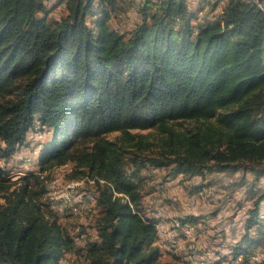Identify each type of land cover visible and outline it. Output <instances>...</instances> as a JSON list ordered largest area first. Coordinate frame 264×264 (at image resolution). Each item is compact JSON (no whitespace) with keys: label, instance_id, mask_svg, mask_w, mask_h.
I'll use <instances>...</instances> for the list:
<instances>
[{"label":"trees","instance_id":"trees-1","mask_svg":"<svg viewBox=\"0 0 264 264\" xmlns=\"http://www.w3.org/2000/svg\"><path fill=\"white\" fill-rule=\"evenodd\" d=\"M48 2L0 0V157L34 129L50 134L39 174L11 181L0 168V264H63L75 252L43 201L46 173L63 165L75 182H93L87 264H161L158 220L144 214L149 167L264 176V10L225 0L214 14L215 0L197 19L185 0H143L123 34L113 20L132 0H61L59 18ZM263 200L264 190L226 264L264 248ZM197 222L186 216L177 228Z\"/></svg>","mask_w":264,"mask_h":264},{"label":"rangeland","instance_id":"rangeland-1","mask_svg":"<svg viewBox=\"0 0 264 264\" xmlns=\"http://www.w3.org/2000/svg\"><path fill=\"white\" fill-rule=\"evenodd\" d=\"M59 1L61 0H51L47 3V8L52 9L50 17L59 18L63 15V7L59 6ZM132 1L134 6L122 3L124 10L119 11L113 20L123 34L129 33L141 20L139 8L143 0ZM185 1L197 19L202 18L206 12L209 17L213 14L210 5L215 0H208L210 4H207V0ZM221 5L219 3L214 14L219 13ZM140 132L145 134L147 130ZM117 135L118 133H111L107 137L112 140ZM49 136L48 131L34 129L28 133L26 144L8 161L0 157V168L4 170L5 176L16 181L28 174H39V155ZM71 167L63 165L46 173L48 193L43 201L55 212L60 223L75 240V252L66 254L63 264H87L86 244L96 238L93 227L98 216V212L94 210L95 192L92 181L75 182L69 178ZM144 173L149 177L148 190L153 188L144 196V214L148 218H156L157 225L161 227L157 241L162 252L159 262L211 264L222 256H225V264L231 260L230 251L244 233L247 210L259 192L264 190V176L257 181L254 174L238 171L213 172L202 178L170 174L168 168L153 167H149ZM72 182L78 185L75 186ZM77 200L86 203L85 209L80 208L79 203L76 206ZM261 212V223H264V200ZM186 216L198 219L193 231L190 226L188 230V227L182 228L187 235L177 228L179 219ZM251 251L246 264H264V248L257 247ZM189 260L191 262L187 263ZM240 260L241 257L238 258Z\"/></svg>","mask_w":264,"mask_h":264},{"label":"bare ground","instance_id":"bare-ground-1","mask_svg":"<svg viewBox=\"0 0 264 264\" xmlns=\"http://www.w3.org/2000/svg\"><path fill=\"white\" fill-rule=\"evenodd\" d=\"M253 1V3H255L257 6H258V8L259 9H261V10H264V1H258V0H252ZM72 184L73 185H78L77 183H73L72 182ZM79 203V204H78ZM77 204H78V206H80V208H82V209H85L84 207L86 206V203L84 202V201H82V200H80L79 202H78V200L76 201V206H77ZM163 226V225H162ZM157 228H158V230L159 229H161V227H159L158 225H157ZM187 228V227H186ZM188 229H190L189 227L187 228V230ZM192 229V228H191ZM159 232H160V230H159ZM186 232H188V231H186ZM192 232V231H191ZM189 236V235H188Z\"/></svg>","mask_w":264,"mask_h":264},{"label":"crops","instance_id":"crops-1","mask_svg":"<svg viewBox=\"0 0 264 264\" xmlns=\"http://www.w3.org/2000/svg\"><path fill=\"white\" fill-rule=\"evenodd\" d=\"M50 1L51 0H49V2L48 3H50ZM60 2V1H59ZM222 5H221V7H219V13L221 12V9H222V6L224 5V3H225V0H221V2H220ZM60 6V5H59ZM61 7V6H60Z\"/></svg>","mask_w":264,"mask_h":264},{"label":"built area","instance_id":"built-area-1","mask_svg":"<svg viewBox=\"0 0 264 264\" xmlns=\"http://www.w3.org/2000/svg\"><path fill=\"white\" fill-rule=\"evenodd\" d=\"M258 1H264V0H258ZM191 228H194V226H193V225H191Z\"/></svg>","mask_w":264,"mask_h":264}]
</instances>
